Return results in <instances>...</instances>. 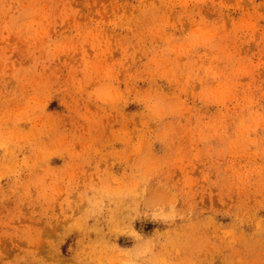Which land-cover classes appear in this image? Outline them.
Returning a JSON list of instances; mask_svg holds the SVG:
<instances>
[{"label": "rangeland", "instance_id": "374dc122", "mask_svg": "<svg viewBox=\"0 0 264 264\" xmlns=\"http://www.w3.org/2000/svg\"><path fill=\"white\" fill-rule=\"evenodd\" d=\"M0 264H264V0H0Z\"/></svg>", "mask_w": 264, "mask_h": 264}]
</instances>
